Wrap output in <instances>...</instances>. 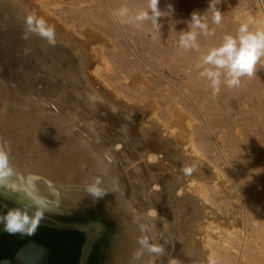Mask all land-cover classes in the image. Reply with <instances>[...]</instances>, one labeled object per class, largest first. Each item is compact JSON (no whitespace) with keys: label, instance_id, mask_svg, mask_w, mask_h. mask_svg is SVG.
<instances>
[{"label":"rangeland","instance_id":"1","mask_svg":"<svg viewBox=\"0 0 264 264\" xmlns=\"http://www.w3.org/2000/svg\"><path fill=\"white\" fill-rule=\"evenodd\" d=\"M212 3L223 14L219 26ZM145 6L146 0H0V105L17 96L70 115L67 130L82 133L53 144L55 151L68 152L64 161L73 163L79 149H93L89 156L152 227L151 247L164 251H152L153 261L146 249L143 264H264V67L215 94L197 67L207 47L235 35L246 17L264 27V0H159L156 25L114 16L121 7ZM193 12L214 33L198 34L199 51L179 46ZM28 14L55 29V45L35 34L23 38ZM20 161L11 159L19 185L52 184L30 169L38 179L33 187Z\"/></svg>","mask_w":264,"mask_h":264},{"label":"bare ground","instance_id":"2","mask_svg":"<svg viewBox=\"0 0 264 264\" xmlns=\"http://www.w3.org/2000/svg\"><path fill=\"white\" fill-rule=\"evenodd\" d=\"M27 99H23L17 96L15 97L9 96L8 98L3 97L4 101L2 105H0V143H4V142L7 143L8 149L10 151V160L12 158H19L21 160L20 162H22V165L26 163V166L29 169L26 170L27 173L31 172L30 169L33 170L36 169L34 171L37 176L38 174L44 175L45 177L51 180L52 184L85 188V189H87V187L92 184H95L96 186L100 187L101 190L104 192L103 197H105L110 202H112L114 217H120L119 211L123 210V219H124V228H125V237H126L125 264H143L144 260H146L143 257L144 256L143 252L146 249L147 250L145 252L147 251L148 253L150 252L151 260L154 261V257L156 256H154V253L149 250V248L152 246L151 245L152 242L155 241L152 235V227L150 226L151 227L150 230L147 227L148 224L145 221L146 219H142L141 221V219L139 220L138 219L139 217L133 213V211L130 208L132 204L130 205L129 201L121 196L122 194L119 193L121 191L117 190L118 188L115 185L114 178L112 177V175H110L111 174L110 171L108 169L107 171L105 168H103L102 163H100L98 159L93 157L91 153H90L91 156H89L88 153L91 152V150L93 151V149L92 148L89 149L88 148L89 146L88 147L86 146L87 148L84 150L82 148L81 150L79 149L77 152L78 156L75 158L79 160L73 163H70L68 160H66L68 163L64 161L65 160L64 156L67 155L68 152H64L65 154H61V151L63 153V149L62 150L60 149V152L56 153L59 150L55 151L56 149L54 148V145L64 144L67 142L69 143V140H73L71 138L72 137L71 133H73V135L75 133L74 132L70 133L71 130L69 129L71 128V125L69 124L70 125V127H68L69 131L66 128V124L68 122V119H70V115H68L67 113L66 114L62 113L63 115L60 114L59 116L56 115V113L53 114L50 111L48 112L45 111L44 109L42 110V108L41 109L35 108L34 106L31 105L32 103L30 104V100L33 101V99H30L29 101ZM58 117L60 118V120ZM78 134H76V136L74 135L77 139L79 137V136L77 137ZM44 138H46L47 140H45ZM83 139L85 140V138ZM77 141H79L80 144V140ZM77 143L76 144L74 143L73 145L75 146L77 145ZM74 148L75 147H73V149ZM49 150L52 151V153ZM14 168L20 171V168H18L17 166H15ZM70 171L74 172V174H71ZM16 181L17 180L12 179L13 183L18 184V182ZM28 181L34 187V185H36L34 184V182L35 183L38 182V179L32 173V178ZM120 182L117 184H120ZM18 194L22 195V193H18ZM34 194L46 199L50 211L52 210L61 211L62 198L60 197L59 193L55 188H46V185L38 184V186L34 187ZM141 226H143L144 229ZM142 240H146L148 246L142 244L141 243ZM139 242H140L139 244L140 246L138 245ZM138 246L139 248L137 249ZM213 246H216V244ZM161 250L162 252H164L163 249ZM138 252L139 254H137ZM155 254L157 255L159 254V252L158 253L155 252ZM147 260L149 259L147 258Z\"/></svg>","mask_w":264,"mask_h":264},{"label":"clouds","instance_id":"3","mask_svg":"<svg viewBox=\"0 0 264 264\" xmlns=\"http://www.w3.org/2000/svg\"><path fill=\"white\" fill-rule=\"evenodd\" d=\"M158 4L159 0H146L145 7L135 12L130 11L128 7H121L115 10L114 16L125 20L130 18L133 23L141 24L150 21L156 25L160 17ZM209 8L212 11V23L217 26L221 25L222 12L216 8L215 3L210 4ZM24 24V39H28L30 34H35L47 40L50 45H55V29L49 26L43 18L28 14ZM188 29L183 31L179 37V46L185 50L196 48L199 51L198 34L202 33L205 37L214 35L209 31L205 19L198 12L192 13ZM258 65L264 67V27L258 26L251 16L239 23L235 35L225 33L218 45L208 46L197 63L198 68H203L199 75L207 79L214 94L220 91L222 85L229 89L240 87L243 78H252L256 74ZM184 171L190 173L192 168L185 167ZM15 176L16 171L10 160L7 143H0V188L22 193L23 196L22 199L16 200L19 205L17 207L3 206L7 210L0 213V225L3 231L10 235H32L45 218L48 203L45 198L34 194L29 183L25 182L22 186L13 183L11 178ZM87 192L94 198L104 195L101 188L95 184L89 185ZM141 243L148 246L146 240H142ZM149 250L161 251L155 247H150ZM210 264H216L215 259L210 258Z\"/></svg>","mask_w":264,"mask_h":264},{"label":"water","instance_id":"4","mask_svg":"<svg viewBox=\"0 0 264 264\" xmlns=\"http://www.w3.org/2000/svg\"><path fill=\"white\" fill-rule=\"evenodd\" d=\"M46 188L59 193L61 211L48 208L32 235H10L0 225V264H125L123 210L114 217L112 202L85 188L50 183ZM22 198L0 188V213Z\"/></svg>","mask_w":264,"mask_h":264}]
</instances>
